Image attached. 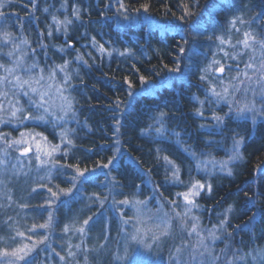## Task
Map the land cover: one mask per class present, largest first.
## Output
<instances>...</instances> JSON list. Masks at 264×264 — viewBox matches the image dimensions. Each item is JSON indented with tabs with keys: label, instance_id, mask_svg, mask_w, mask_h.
Here are the masks:
<instances>
[{
	"label": "trees",
	"instance_id": "1",
	"mask_svg": "<svg viewBox=\"0 0 264 264\" xmlns=\"http://www.w3.org/2000/svg\"><path fill=\"white\" fill-rule=\"evenodd\" d=\"M9 1L7 31L17 35L22 30L42 58L73 63L77 50L85 59L79 63L80 79L74 81L80 125L72 147L59 161L88 172L83 181L90 195L99 193L101 184L114 182L119 199L137 193L146 198L151 184L172 195L176 182L170 159L186 168L189 160L183 153L198 151L202 144L205 132L196 98L209 86L202 76L211 53L223 55L218 37L227 39L233 16L242 23L235 40L248 32L245 24L252 18L264 29V0ZM53 2L78 12L65 32L53 31ZM215 7L232 15H212ZM126 14L136 20L128 22ZM233 126L247 132L251 128L249 121ZM168 129L187 148L169 141L163 133ZM246 139L244 161L232 175L214 178L212 191L203 193L199 202L212 215L230 210L227 224L234 244L257 251L264 248V125H257ZM61 178L56 180L65 189ZM11 184L10 196H0V249L10 248L18 242V233L24 235L46 219L49 191L26 182ZM66 200L58 202L60 229L79 224L82 214L90 212L81 202ZM116 224L112 221L107 233L103 219L90 225V246L81 264H111Z\"/></svg>",
	"mask_w": 264,
	"mask_h": 264
},
{
	"label": "rangeland",
	"instance_id": "2",
	"mask_svg": "<svg viewBox=\"0 0 264 264\" xmlns=\"http://www.w3.org/2000/svg\"><path fill=\"white\" fill-rule=\"evenodd\" d=\"M113 1L117 4L122 2ZM8 3L9 0H0V65L3 66L0 67V102L3 104V110L0 111V196L9 197L10 184L20 181L36 184L39 189L49 191V199L44 206L46 219L41 224H47L48 227H33L30 232L21 235L13 246L2 248L0 251L11 252L27 245L31 251L26 260L31 261V264H81L79 261L86 260L90 246V225L103 219L105 233L112 226V221L117 222L112 232L114 238L111 244L115 253L111 264H227L228 261L243 264L240 257L248 256L250 259V255H254L256 251H244L236 246L232 234L228 231L227 219L231 211L212 215L205 212L199 202L203 193L212 191L214 178L232 175L238 164L243 161L245 138L233 123L249 121L252 131L256 130L257 125H264V115H253L250 112L237 115L236 112L237 107H243L245 103H251L253 100L258 113L262 109L261 85L253 82L258 74L248 69L252 81L242 76L247 63L252 62L258 66L261 58L258 45L253 52L251 48L245 49L237 44V41L244 38L235 40V34L242 31V23H239L237 18H232L227 39L219 47L223 55L220 56L215 50L206 63L202 78L209 86L202 97L196 98L197 116L201 129L205 132L204 137L198 151L185 150L187 155L184 157L189 160L185 170L170 159L169 171L176 182L172 195L167 196L159 192L151 184L146 198L137 193L135 196L119 199L114 182L101 184L99 193L90 195L83 181L88 172L67 168L59 161L72 147L76 127L80 125L74 84L77 75L74 71L78 70L79 63L83 61L81 56H75L72 60L74 64L67 60L59 63L48 57L42 58L31 49L29 39L22 30L17 35L7 31L5 18L8 14L5 8ZM52 6L53 31L65 32L69 21L78 18V12L65 4L60 6L53 2ZM256 21L252 18L245 26L248 32L253 33L259 40L264 38V29L260 28ZM4 33L9 35L5 37ZM62 52L65 53V49ZM252 56L256 57L255 61H250ZM221 67L223 72L218 70ZM6 69L13 71L9 73ZM41 76L43 80L39 84L35 83ZM237 76L244 80L243 84L239 83L238 79H233ZM5 77L7 81L4 80ZM16 77H19L21 83L29 81L30 86L25 84L20 87ZM230 85H235L240 90L234 91ZM225 87L229 88L227 94L223 93ZM32 88L37 91L32 92ZM245 88H248L246 93ZM25 92L28 93L27 96L24 95ZM214 92L221 93L224 98L214 95ZM42 93H47L44 100L48 103L37 107L42 103ZM62 97L71 101V108L66 107ZM61 105H65L64 110H61ZM45 108L49 109L48 113L44 112ZM13 111H16L15 116L11 114ZM41 115L45 117L43 120L24 119L25 116ZM163 133L172 143L187 148L173 129ZM189 147L193 148L192 145ZM111 164L104 165L103 168L106 169ZM59 176L67 184V188L62 189L63 185L56 180ZM193 185H204V188H193ZM209 185L211 191L208 189ZM61 193L63 196L60 197ZM185 194L193 203L185 200ZM65 198L81 202L90 212L82 214L79 224L64 225L60 229L56 225L58 202L68 203ZM2 200L4 198L0 197V202ZM204 213L214 217L205 218ZM86 220L87 224L84 223ZM164 222L171 225L167 229L168 235H161L165 231ZM157 225L160 227L157 228ZM194 225L195 231H192ZM133 236L137 239H133ZM153 236L160 239L154 240ZM200 241H203L204 246ZM217 256L219 260L214 261ZM9 260L14 258L0 257V264H7Z\"/></svg>",
	"mask_w": 264,
	"mask_h": 264
},
{
	"label": "snow or ice",
	"instance_id": "3",
	"mask_svg": "<svg viewBox=\"0 0 264 264\" xmlns=\"http://www.w3.org/2000/svg\"><path fill=\"white\" fill-rule=\"evenodd\" d=\"M121 6H123V5H121ZM145 10H147L146 6H145ZM0 15H2V13H0ZM241 22H243V21H241ZM69 23H70V21H69ZM8 35H9L8 33H4L5 37H7ZM243 35H244V38L242 40L237 41V44L242 45L243 48H245V49L251 48L253 50V52L256 51V47L255 46L258 45L259 50L261 52V58L259 60V65L256 66L252 62L247 63L245 65V71L242 73V76L245 77L247 80L252 81V76H250L248 74L247 70L248 69H252L255 74H258L257 79L255 81H253V82L255 84H257V85H261L260 96H261V100H262V109L258 113V110L255 107V100H253L251 103H245L243 107H237L236 108V112H237V115H243L246 112H250L253 115H256V114L264 115V38H261V39L258 40L256 38V36L253 33H251V32H245ZM218 39H220L221 43H225V40H224L223 37H218ZM255 60H256L255 56L250 57V61H255ZM0 67H3V66L0 65ZM218 70L220 72L224 71V69L222 67L219 68ZM6 71L11 73L13 70L12 69H6ZM61 71H63V67H61ZM52 75H54V73ZM50 78H51V76H50ZM141 79H143V78H141ZM233 79H238L239 83H241V84L244 83V80L240 79L239 76L233 77ZM4 80L7 81V77H5ZM16 80H17V84L20 87H23V85H25V84H28L30 86V82L27 81V80L23 81L22 83L20 82L19 77H16ZM41 80H43V76H41L39 79H37L35 81V83L39 84ZM230 86L234 89V91H239L240 90L235 85H230ZM31 91L35 93L37 91V89L32 88ZM244 91L246 93L248 91V88H245ZM228 92H229V88L225 87L223 89V93L227 94ZM24 95L27 96L28 93L25 92ZM45 95H47V93L40 94V99H41L42 103L37 105V107H43V104H47L48 103V101L44 100V96ZM214 95H216L218 97H221V98H224L222 96V94L218 93V92H214ZM62 98L66 102V107L67 108H71V101L68 98H66V97H62ZM31 103H36V102L35 101H31ZM64 109H65V105H61V110H64ZM2 110H3V104H2V102H0V111H2ZM16 111H20V109H16ZM16 111H13L11 114L13 116H15L16 115ZM229 111L230 112L232 111L231 106L229 108ZM44 112L48 113L49 109L45 108ZM28 118L43 120L45 117L43 115L35 116V117H29V116H25L24 117V119H28ZM216 119L217 120H221L220 117H216ZM13 143L19 144L20 141H13ZM69 143H70V141H69ZM237 143H239V142H237ZM25 151L27 152L28 149H26ZM37 159H39V156H37ZM80 174L82 175L83 173H80ZM229 174H231V173H229ZM197 186H199V188H201V189L204 188V185H193V188H196ZM208 189H209V191H211V185L208 186ZM192 194L196 195L198 193H192ZM53 195H56V194L53 193ZM184 198H185V200L188 201V203H193V201L188 199V195L187 194H185ZM165 215H167V213H165ZM51 220H52V217L50 215L49 216V221L51 222ZM84 223L87 224L88 221L86 220V221H84ZM164 223H165V231H163L161 233V235H168L169 233H168L167 229L170 228L171 225L168 224L167 222H164ZM40 227L46 228V227H48V225L47 224L40 225ZM159 227H160V225H157V228H159ZM80 231H83V229H80ZM137 231L139 232V230H137ZM192 231H195V225L193 226ZM18 235H23V233H18ZM133 239H137V237L133 236ZM153 239L154 240H158V239H160V237L153 236ZM39 242L42 243L43 241H39ZM200 244L202 246H204L203 241H200ZM30 251H31V249H29L27 245H24L23 247H18V248L13 249L11 252H9L8 250L0 251V257H13L14 258V260L7 261V264H17V262H20V261H23L24 264H31V261L26 260V257L29 256ZM70 255H71V253H70ZM201 255H203V253H201ZM61 259H63V257H61ZM118 259H122V257H118ZM192 259H195V257H192ZM239 259L243 262V264H264V248L257 250L254 255H250V259H249L248 256H243V257H240ZM218 260H219L218 256L214 257V261H218ZM227 264H234V261H228Z\"/></svg>",
	"mask_w": 264,
	"mask_h": 264
},
{
	"label": "bare ground",
	"instance_id": "4",
	"mask_svg": "<svg viewBox=\"0 0 264 264\" xmlns=\"http://www.w3.org/2000/svg\"><path fill=\"white\" fill-rule=\"evenodd\" d=\"M123 1V0H122ZM213 13H212V15L214 14L215 15V12H216V16H218L219 14H225V15H228L229 17L232 15L230 12H224V10H222L221 8H218V7H215V8H213L212 10H211ZM125 17L127 18V21L128 22H131V21H134V20H136V19H134L133 17L131 18L130 16H127V14L125 15ZM232 18H237V16H233V17H231L230 19L232 20ZM75 52H74V54H75V56H81V54H80V52H78L77 50H74ZM80 54V55H79ZM81 59L83 60V61H81V62H83V63H85V59H83V57H81ZM85 69L86 70H89L90 69V66L88 65V66H86L85 67ZM75 72V74L77 75V77H78V81H79V79H80V76H79V71L78 70H75L74 71ZM76 80V81H77ZM257 128V127H256ZM239 132L240 133H242L243 134V137L245 138V142H244V145L246 144V137H248V138H251L252 136H253V134H254V131H252V129L250 128V130H249V132H247V131H243V129H239ZM244 145H243V147H244ZM183 156H185V154L183 153ZM243 161H244V159H245V154H244V152H243ZM213 184V183H212Z\"/></svg>",
	"mask_w": 264,
	"mask_h": 264
}]
</instances>
